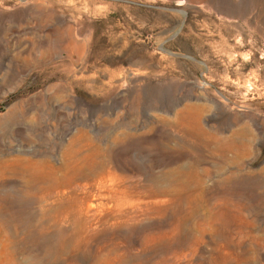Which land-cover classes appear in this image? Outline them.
Instances as JSON below:
<instances>
[{
    "label": "rangeland",
    "instance_id": "1",
    "mask_svg": "<svg viewBox=\"0 0 264 264\" xmlns=\"http://www.w3.org/2000/svg\"><path fill=\"white\" fill-rule=\"evenodd\" d=\"M0 264H264V0H0Z\"/></svg>",
    "mask_w": 264,
    "mask_h": 264
}]
</instances>
